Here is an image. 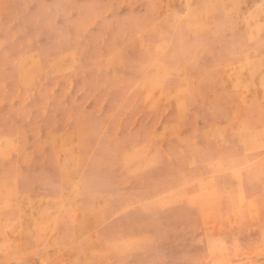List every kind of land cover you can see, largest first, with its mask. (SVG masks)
Masks as SVG:
<instances>
[{
  "label": "rangeland",
  "instance_id": "1",
  "mask_svg": "<svg viewBox=\"0 0 264 264\" xmlns=\"http://www.w3.org/2000/svg\"><path fill=\"white\" fill-rule=\"evenodd\" d=\"M33 1L0 0L2 12L13 17L3 25L16 50L0 52V175L12 164L5 159L13 148L40 131L34 128H48L50 146H80L78 173L86 171L75 227L81 242L58 246L60 264H264V148L250 155L261 163L242 172L239 182L202 180L223 166L213 164L210 151L188 153V135L180 132L174 149L160 159L150 145L156 118L149 106L140 109L139 122L128 120V131L121 128V114L140 108L138 95L154 92L150 105L162 100L160 110L170 96L184 97L175 119L188 125L183 65L201 40L198 32L212 34L207 41L223 50L220 62L242 60L231 77L246 70L264 83V0ZM38 24L41 32L33 31ZM28 61L36 66H26ZM208 92L205 86L192 90ZM91 94L99 99L90 102L85 96ZM259 121L257 127H264ZM114 125L118 132H110ZM240 134L250 136L247 130ZM49 160L54 165L55 157ZM120 167L129 175L125 189L114 174L99 176ZM9 187L0 180V188ZM8 226L0 221L1 242ZM4 249L0 244L6 260L0 256V264H43L32 256L23 262Z\"/></svg>",
  "mask_w": 264,
  "mask_h": 264
},
{
  "label": "crops",
  "instance_id": "2",
  "mask_svg": "<svg viewBox=\"0 0 264 264\" xmlns=\"http://www.w3.org/2000/svg\"><path fill=\"white\" fill-rule=\"evenodd\" d=\"M34 3L43 5L45 0H36L33 1ZM56 18L58 19V16ZM12 19L13 17L7 16L0 8V52L16 51L8 43L6 28L4 29L3 25L6 22L10 24ZM39 24L33 28V31L36 29L37 32H41L42 26ZM40 32L36 35L42 36ZM20 33L22 36L26 34L23 31ZM196 34L195 37L201 40H196L198 43L195 41L196 43L192 45L193 49L188 50V66L183 65L184 68H188V111L184 113V117L188 118V125L175 119L180 116L178 110L184 97L170 96L168 103L163 105V110H160L162 100L159 99L160 102L150 105L157 100L154 92L153 96H142L143 93L138 95L140 108L131 114V109L128 108L123 115L121 114V128L126 127L128 131V120L131 118L133 123L139 122V117L143 113L140 109L149 106L148 110L156 118V123L154 122L150 129L153 137L150 145L160 159L166 158L167 150L174 149L172 144L177 141L176 133L180 132V137L188 135V153L194 149L200 154L210 151L208 156L213 159V164L223 166L220 172L217 170L211 175L204 174L202 180L212 178L221 181L228 177L232 182H239L242 172L261 163L258 162L261 158L251 159L253 157L250 155L264 148L262 133L264 127H257L258 123L256 124L257 120H260L259 122L264 120V83H260L259 77L246 70L239 72V78L231 77L230 70L239 68L242 60H234L228 65L220 62V53L223 50L216 44H209L210 40L207 41L212 34L208 31ZM33 52L26 51V53ZM229 52L235 50L232 48ZM17 63L8 65V70L17 69ZM26 66L33 68L36 63L32 64L28 61ZM177 67H181V64ZM223 69L226 71L223 72ZM156 75L154 74L152 78ZM5 83L16 84V80L13 82L7 80ZM56 83L64 84V81L57 80ZM200 86H205L209 92L204 95L192 94V90ZM85 98L90 99L91 102L98 100L99 96L91 94L86 95ZM128 98L129 96L124 99L127 101ZM142 101L147 102L148 105L142 106ZM36 107L39 108L35 105L32 109L36 110ZM171 126L178 127L172 129ZM30 127V135H32L33 128ZM114 127L115 125L110 126L111 131H109L118 132L119 129ZM34 129L40 131H35L33 136H29V140L20 144L19 150L17 147L13 148L5 159L12 164L8 166L7 172L0 175L1 181L12 186L0 188V221L1 224L7 222L9 224L8 236H5L0 244L6 247L3 252L7 251L20 257L23 262H28L32 256L43 264H60L63 259L59 256L58 246L70 247L81 242L76 237L75 218L82 212L80 186L82 174H85L86 170L78 173L81 168L80 146L60 149L56 145L50 146V139L46 135L49 133L48 128L42 126ZM65 130L74 132L77 128L75 126ZM241 130H247L250 136L243 138L240 134ZM163 133L166 135L162 136ZM161 154H164V158H161ZM50 157L51 159L55 157L54 165L50 163ZM48 165L54 167V171L48 168ZM111 173L120 178L123 189L128 186L129 175L125 167L104 170L99 176L107 178ZM0 256L2 257L1 254ZM2 259L6 261L3 257Z\"/></svg>",
  "mask_w": 264,
  "mask_h": 264
}]
</instances>
